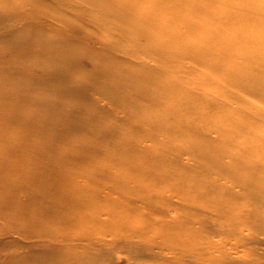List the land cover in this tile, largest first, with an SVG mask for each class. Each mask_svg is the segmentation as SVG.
Masks as SVG:
<instances>
[{"label":"bare ground","instance_id":"obj_1","mask_svg":"<svg viewBox=\"0 0 264 264\" xmlns=\"http://www.w3.org/2000/svg\"><path fill=\"white\" fill-rule=\"evenodd\" d=\"M174 98L209 128L159 129L146 111ZM187 133L197 150L172 144ZM142 136L173 163L142 159ZM185 161L197 195L171 187ZM262 198L264 0H0V264H264ZM183 206L158 228L132 215ZM233 232L249 252L210 243Z\"/></svg>","mask_w":264,"mask_h":264},{"label":"rangeland","instance_id":"obj_2","mask_svg":"<svg viewBox=\"0 0 264 264\" xmlns=\"http://www.w3.org/2000/svg\"><path fill=\"white\" fill-rule=\"evenodd\" d=\"M203 2L209 6H213L215 4L214 2H210V1H203ZM232 3H235V2L233 1ZM221 7L222 6L220 4H215V7L211 11L216 13V10L221 8ZM217 27H218V25L216 24V21L213 19L207 24V29H209L210 31H214ZM211 44H214V43H211ZM191 63H192L191 59H188L187 60L188 67L192 66ZM190 74H192V73H190ZM190 74L189 75L187 74L188 76L185 77V79L188 81L186 88L183 86L185 91H187V88L190 89L192 87V81H195L197 79V78H195L196 75H190ZM177 89L180 91L178 86H177ZM218 97H220V96H218ZM262 102L263 101H261V99H258L257 105H261ZM235 106L236 105H233V108ZM187 107L190 109L189 106H186L183 109L180 106V104H179V107H177V102L175 101V98H174V99H168L166 104H164L162 107L154 108L151 111H146V110L145 111L149 113L148 118H153L157 121L159 129L165 128L164 124H162V123H165V122L173 123L174 119H177V118L182 119L183 124L187 121H192V122H195L197 124H200L201 126L209 128V126L206 124V122H204V116L203 115H201V117L196 120V119L192 118L193 114H190L189 111H187V109H186ZM222 109L223 108L218 107V110H222ZM227 122L228 121L221 122L220 124H218V126H225L227 124ZM242 124L245 125L244 122ZM126 126H129V125H126ZM18 127H19V125L15 126V128H18ZM203 132L207 133L208 130H204ZM150 138L151 139H149L147 136H142V137L136 138V140H135L138 147L140 146L144 151L150 152L147 154V156L141 157V158L145 159L147 163L150 160H152L154 166H159L161 169H162V167L170 166V164L173 162L169 159V157L163 156L164 155L163 153L165 152V147L164 146L161 147L158 145V140L160 141L161 137H156V138L150 137ZM139 139H140V141H139ZM116 140H117V138H116ZM150 141L152 142L153 146L156 145V149H154L153 147L151 148ZM172 144L174 146H181V145L184 147L191 146L195 150H197V147H198L197 146V138L194 135H190L188 133L186 135H183V136L175 137ZM217 144H220V143H217ZM130 145L133 146L132 144H130ZM239 145H240V143H237L235 141H234V145H232L230 143L228 144V146H233V150L240 149L241 147ZM156 162L159 165H157ZM178 165L184 167L185 170L183 173L180 172L182 174H178V176L171 181V187H172V184H173V188L176 186H179V187H177V190L179 188H183L187 192L191 193V196L199 194L204 189L203 188L204 186L202 187V185H197L194 187H182L185 184V182L193 183L194 179L198 178V176H196L195 172H192L191 170H189L187 168L188 162L185 161V162L180 163ZM174 167H175V165H174ZM252 174H253V172L251 171V174L249 175V177H251ZM243 176H244V174H237L236 176H233V178H232L234 181L233 191H234L235 195H239V191L242 193V190L237 185L241 184L240 180L242 179ZM246 177L248 178L247 174H246ZM257 178H259V175L257 176ZM161 191L163 192L164 195H169L171 192L170 190L164 189V188L161 189ZM139 194H143V193L139 192ZM169 196H171V195H169ZM218 196H222V195L219 193ZM170 198H172V197H170ZM172 199L177 200V203L179 202V199L177 197H173ZM195 199L197 202H200V196L199 195ZM215 199L216 198H214L213 195L210 194V191H208L206 197L204 198L205 205H204V202H203V205L208 206L209 204H212ZM260 200L261 201L259 203L264 204V198H262ZM199 204H202V203H199ZM251 204L252 203H246L244 201H239L235 204L236 210H227V211H231L234 214V216H239L240 213H242V211H244V215H246V212L248 211V210H246V208L250 207ZM172 208H173V206H172ZM172 208L170 207V210L168 208V214L166 216H161V217L158 216V212L153 213V214H148V212L143 210V209H139L137 212H132V215L137 214V216H139L137 218L138 219H144L143 220L144 222L151 220L153 228H158L161 226L162 223L167 222L168 220L176 223V221L172 220V217H174L176 215L181 216L182 213L180 212V210H183L185 212V214H188L184 209V208H186V206L176 207L174 209H172ZM249 221H250V219H249ZM208 225H209V223L205 224L207 229H208ZM155 231L156 230H154V232ZM180 231L183 232L184 230H180ZM238 231H239V227H238ZM209 234H210L209 236L212 238L210 243L215 244L217 247H220V245H219L220 242L225 243V240H223V239H225L224 237H227L228 239H226V240L230 244H224V247H227L231 250H235L239 254L249 252V250H247L246 248H249L250 246L248 244L245 247L240 245V241L236 237L237 236L236 232H233V234L230 236L224 235L222 233L220 235H215V234H211V233H209ZM175 235L176 234L168 235V236L164 237L165 240H163V254L169 253V248L171 247V245L173 243L172 239L174 238ZM243 235L247 237L248 240H246V241H249L252 237L251 234H247V232H245V231H243ZM155 237L157 238L159 236L155 235ZM257 237L258 238H264V230L259 229V232H257ZM259 252L261 255L262 253L260 250H259ZM251 257L254 259L252 261H258V259H259L258 256L253 257L251 255ZM262 258H264V257H262ZM120 261H121L120 264L126 263L125 258L123 256L120 257ZM132 264H136V262L132 263Z\"/></svg>","mask_w":264,"mask_h":264}]
</instances>
